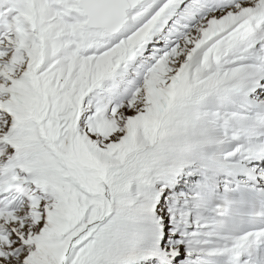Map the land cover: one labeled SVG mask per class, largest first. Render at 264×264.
<instances>
[{"label": "snow or ice", "instance_id": "1", "mask_svg": "<svg viewBox=\"0 0 264 264\" xmlns=\"http://www.w3.org/2000/svg\"><path fill=\"white\" fill-rule=\"evenodd\" d=\"M0 264H264V0H0Z\"/></svg>", "mask_w": 264, "mask_h": 264}]
</instances>
